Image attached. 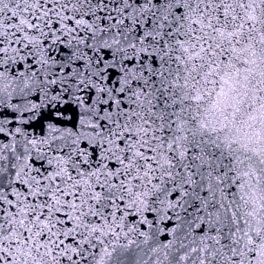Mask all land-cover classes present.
Masks as SVG:
<instances>
[{"label": "snow or ice", "instance_id": "snow-or-ice-1", "mask_svg": "<svg viewBox=\"0 0 264 264\" xmlns=\"http://www.w3.org/2000/svg\"><path fill=\"white\" fill-rule=\"evenodd\" d=\"M0 264H264V0H0Z\"/></svg>", "mask_w": 264, "mask_h": 264}]
</instances>
